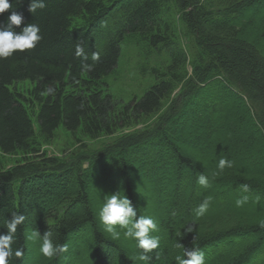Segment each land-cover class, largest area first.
Instances as JSON below:
<instances>
[{"label": "trees", "instance_id": "trees-1", "mask_svg": "<svg viewBox=\"0 0 264 264\" xmlns=\"http://www.w3.org/2000/svg\"><path fill=\"white\" fill-rule=\"evenodd\" d=\"M9 2L0 28L14 11L23 16L15 32L36 24L42 36L34 49L0 59V157H19L10 170L0 160V235L12 213L25 216L12 244L22 255L9 264H30L34 230L51 231L54 243L67 245L36 264L79 261L74 244L84 243L92 264H145L136 259L141 249L129 251L99 221L104 197L117 192L138 216L157 223L159 246L147 264H177L184 248L203 251L205 264H264V0H43L34 14L30 0ZM188 27L195 41L185 46L180 37ZM126 36L146 40L166 67L154 68L155 83L121 106L101 86L115 71ZM77 45L84 56L76 55ZM195 47L203 61L192 77L187 65L197 61ZM23 82L31 85L26 94L11 89ZM154 117L141 134L70 163L41 154L59 128L95 140ZM221 159L232 166L221 171ZM201 174L208 187L198 184ZM112 179L119 188L108 184ZM137 186L153 208L144 206ZM157 189L168 192L167 203ZM189 226L192 232L185 231Z\"/></svg>", "mask_w": 264, "mask_h": 264}, {"label": "clouds", "instance_id": "clouds-1", "mask_svg": "<svg viewBox=\"0 0 264 264\" xmlns=\"http://www.w3.org/2000/svg\"><path fill=\"white\" fill-rule=\"evenodd\" d=\"M12 7L9 0H0V14L5 13ZM45 4L43 0H30L28 11L34 14L37 9H43ZM23 16L17 12H12L8 17L5 27L0 28V59L8 58L17 51L24 52L25 50L34 49L42 40L40 28L36 24H29L17 33L13 30L14 26L21 25ZM76 55L84 56L83 48L77 45ZM92 60H98V53L92 54ZM85 59L87 57L85 56ZM87 70H91V65L85 66ZM48 93H52L53 89L49 87ZM232 162L226 159H221L218 163V168L222 171L225 167H231ZM199 185L208 187V179L201 174L197 178ZM244 191L248 190L247 185L242 186ZM247 201V197L236 200L237 206H242ZM208 207V201H204L195 210L197 217L202 216ZM98 218L103 225L104 231L107 232L111 239L125 241H135V246L141 249L142 252L136 257L137 260L147 262L151 259L149 252L158 248L159 238L151 235L157 230V223L150 216H138L136 208L131 200L126 195H121L120 192L106 195L104 202L98 211ZM25 221V216L19 213H12L11 219L7 220L5 227L7 234L0 235V264H9V259L15 255L20 257L22 251L17 249L15 252L12 249L14 237L17 227ZM118 226V227H117ZM119 229V230H118ZM186 232H192L191 226L185 229ZM29 240L39 241V252L47 258H53L61 252L67 251L66 244L54 243L53 233L45 232L41 235L37 230H34L29 236ZM182 244H177V247H182ZM177 264H205V254L199 249L184 248L183 256L176 257Z\"/></svg>", "mask_w": 264, "mask_h": 264}, {"label": "rangeland", "instance_id": "rangeland-1", "mask_svg": "<svg viewBox=\"0 0 264 264\" xmlns=\"http://www.w3.org/2000/svg\"><path fill=\"white\" fill-rule=\"evenodd\" d=\"M176 13L177 20H180V13L178 11H176ZM180 38L182 44L185 46L193 45V42L191 43V41H195V35L191 32L189 27L185 34L181 33ZM194 50L196 54L194 56V59H196L197 61H194L193 63V61L190 60L187 65L188 74L192 77L195 73H199L201 71L200 66L201 62L203 61L200 55H198V52H200L199 47H195ZM190 57L191 54L189 53V58ZM163 61L164 60L160 56H158L156 51L149 47L146 40L138 37L126 36L121 44V52L117 67L111 75L102 80L101 87L106 91V93L112 95L114 99L119 103V105H125L134 98L139 99L140 97H142V95L155 83L156 80L154 76L150 74L152 70H154V68L163 71V69L166 67V63L164 64ZM196 68H198L199 70L197 69L194 72V69ZM30 88L31 85L27 82L17 83L11 87V89L23 94H26ZM180 91L181 87H179L175 91V94ZM157 118L158 117H154L152 120L147 122L146 119L141 118V120L138 123H135L130 129L119 131L117 132V134L111 137L101 136L95 140H90L81 135L79 132L75 133V135H71L65 132L63 128H59L52 142L48 145L41 146V154H44L47 157L55 158L58 163H70L72 160L78 157H87L89 156V154L96 153L114 144L122 136L133 134L135 132L141 134L144 130H147L149 127H151L152 124L157 121ZM0 160L4 169L10 170L15 166L16 162L19 160V157L1 156ZM83 164V166H86V162ZM112 180V183L108 184H111V186H114V188H119L120 183L116 181L117 179ZM144 182L148 181L145 179ZM159 185L160 187H163L165 189L166 185H164V182L158 183L157 188H159ZM101 188L105 189L107 187H103L101 185ZM163 191L160 192L158 190V193L161 196L164 195V199L162 200L167 203L166 197L168 196V192L165 190ZM136 192L139 194V198L145 203V207L152 206L153 208V204L149 205L150 200L143 187H141L140 189V187L138 188L137 186ZM150 199L154 198L150 197ZM30 234L31 233L29 231L28 235ZM160 234L161 233L158 227L155 232L151 233V235L156 237H160ZM119 241L124 243L123 245H125L129 251L137 253L136 246L133 241H125L123 239H119ZM28 243L30 247V264H36L35 262L37 261V258L41 257L42 254L40 253L41 255L39 254L38 256L36 254L37 251H39L36 246V241L28 239ZM74 246H76V248L82 254V259L79 258V261H77L75 260V258L67 256L69 258V261L72 262L70 264H92V256L87 251V245L84 243L82 244V246H78L75 244Z\"/></svg>", "mask_w": 264, "mask_h": 264}]
</instances>
